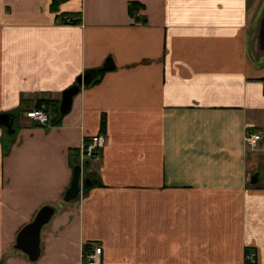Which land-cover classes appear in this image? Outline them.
Listing matches in <instances>:
<instances>
[{"label": "crops", "instance_id": "obj_1", "mask_svg": "<svg viewBox=\"0 0 264 264\" xmlns=\"http://www.w3.org/2000/svg\"><path fill=\"white\" fill-rule=\"evenodd\" d=\"M53 1L0 0V113L17 124L7 154L0 127L1 264H84L95 245L102 264H264V139L245 142L264 131V0ZM110 59L60 124L26 116ZM99 133L85 173L100 182L65 202ZM44 205L31 261L16 239Z\"/></svg>", "mask_w": 264, "mask_h": 264}, {"label": "water", "instance_id": "obj_2", "mask_svg": "<svg viewBox=\"0 0 264 264\" xmlns=\"http://www.w3.org/2000/svg\"><path fill=\"white\" fill-rule=\"evenodd\" d=\"M256 46L261 51H264V10L257 27ZM104 67L106 69H110L114 68L115 65L111 62V60H109L106 62ZM96 73L97 69L87 70L78 77L75 84L63 91L59 107L62 116L67 115L71 111L74 97L80 92L84 84H88L93 81ZM15 117V113H0V127H6L9 133H13L15 131L13 128ZM258 178L259 173H254L251 177V183H257ZM99 182V179L90 175L82 177V166L77 163L73 167V178L64 195V201L70 202L78 199L83 191H88L94 186V184ZM56 210V207L52 205H44L40 208L35 218L30 223L25 225L17 235L15 248L26 253L31 261H36L40 257L41 230L44 225L50 222L56 213Z\"/></svg>", "mask_w": 264, "mask_h": 264}, {"label": "built area", "instance_id": "obj_3", "mask_svg": "<svg viewBox=\"0 0 264 264\" xmlns=\"http://www.w3.org/2000/svg\"><path fill=\"white\" fill-rule=\"evenodd\" d=\"M66 23H73L74 19L70 16H65ZM26 116L37 124L48 126L51 125L52 115L45 109L33 107L28 110ZM264 139V131L248 132L245 137L246 146L251 151L258 149L260 142ZM108 144V136L105 133L96 135H88L83 138L82 145L79 151L78 163L82 166V177L86 176V169L88 168L89 161L92 159L100 158L104 148ZM88 163V164H87ZM102 247L95 245L94 251L87 255L84 264H102L101 259ZM246 261L251 263L256 262V252L251 251L245 256Z\"/></svg>", "mask_w": 264, "mask_h": 264}, {"label": "trees", "instance_id": "obj_4", "mask_svg": "<svg viewBox=\"0 0 264 264\" xmlns=\"http://www.w3.org/2000/svg\"><path fill=\"white\" fill-rule=\"evenodd\" d=\"M55 4H57V0L53 1L52 7H55ZM140 7H141V5L137 1H132V2L129 3V12L136 19H140L139 15H138ZM74 22H76V21L74 20L73 23ZM107 70L108 69H106L104 66L101 67V68H98L95 78L93 79L92 82H90L88 84L90 85L92 83L97 82L99 80V78L101 77V75ZM37 106L39 108L45 109L50 115H52V121H51L52 124H54V125L60 124L63 116L60 113V108H59L60 107V103L59 102H55V101L50 100V99H42V100H39L37 102ZM105 124H106V120L104 119L103 120V126L104 127H105ZM4 143H5V146H4V149H3L4 150V154H7L8 153V144L6 142H4Z\"/></svg>", "mask_w": 264, "mask_h": 264}, {"label": "rangeland", "instance_id": "obj_5", "mask_svg": "<svg viewBox=\"0 0 264 264\" xmlns=\"http://www.w3.org/2000/svg\"><path fill=\"white\" fill-rule=\"evenodd\" d=\"M14 126H17V124H14ZM4 138L5 139H3V137L1 138V143H2V151H3V149H4V146H5V143L4 142H6L7 140H9V138H10V135L9 134H7V133H4Z\"/></svg>", "mask_w": 264, "mask_h": 264}, {"label": "flooded vegetation", "instance_id": "obj_6", "mask_svg": "<svg viewBox=\"0 0 264 264\" xmlns=\"http://www.w3.org/2000/svg\"><path fill=\"white\" fill-rule=\"evenodd\" d=\"M6 133L9 132L8 129L5 127Z\"/></svg>", "mask_w": 264, "mask_h": 264}]
</instances>
